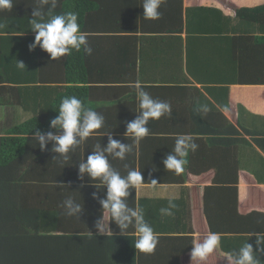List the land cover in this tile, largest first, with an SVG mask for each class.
Masks as SVG:
<instances>
[{
	"label": "crops",
	"instance_id": "crops-1",
	"mask_svg": "<svg viewBox=\"0 0 264 264\" xmlns=\"http://www.w3.org/2000/svg\"><path fill=\"white\" fill-rule=\"evenodd\" d=\"M142 2L58 0L54 14L78 13L80 30L89 33L93 51L86 55L73 50L56 61L38 46L29 50L35 40L29 20L33 9L41 7L39 0H13L11 10L0 11V155L6 139L20 138L15 127L50 117L58 94L74 85L70 79L78 81L80 99L105 118L97 130L101 135L89 137L63 165L53 160V142L42 151L30 137L26 158L11 151L17 156L0 178L9 180L12 193L7 196L16 212L21 207L38 218L40 233L51 236L43 253L60 260L57 264H191L193 238L208 231L221 234V245L205 264H228L225 253L241 247L249 233L259 232L247 229L264 230V221L238 219L247 211L264 212V117L243 103L258 101L264 85L241 82L262 73L260 66L245 64L241 57L256 56V40L264 35V13L258 10L264 0H162L158 20L143 17ZM136 81L154 99L169 102L171 115L150 120V134L126 160H109L121 175L127 174L125 164L142 172L145 185L131 190L128 203L139 204L159 234L151 254L136 251L134 229L122 236L106 215L105 231H96L95 222L104 215L99 200L107 190L86 175L80 178L78 170L97 143L107 146L103 133L132 143L125 134L126 122L139 112ZM200 104L211 110H194ZM178 134H190L199 145L180 175L166 171L162 163ZM23 171L29 172L24 181ZM215 174L222 182L237 183L236 199L230 191L214 190ZM153 179L155 188L148 184ZM68 195L83 204L79 219L66 216L60 206ZM169 200L177 205L175 214L162 217L159 210ZM248 242L256 252L255 237ZM258 259L264 264V253Z\"/></svg>",
	"mask_w": 264,
	"mask_h": 264
},
{
	"label": "clouds",
	"instance_id": "clouds-1",
	"mask_svg": "<svg viewBox=\"0 0 264 264\" xmlns=\"http://www.w3.org/2000/svg\"><path fill=\"white\" fill-rule=\"evenodd\" d=\"M39 3L41 7L33 9L32 18L29 20L31 31L35 33L34 43L29 46L30 51L38 46L54 61L70 55L73 50L76 52L83 50L86 55L92 54L93 50L88 43L89 33L80 30L78 13L67 11L62 14H54L53 10L56 9L58 0H39ZM161 4L162 0H143V17L147 20L160 19L162 16ZM45 5L48 6L47 11H44L43 6ZM12 8L13 0H0V11ZM17 67L24 69L25 65L23 62H17ZM133 88L138 100L139 112L134 120L126 122L125 134L132 138V143H122L113 139L110 134L103 133L102 135H108L107 146L102 147L100 143H97L91 154L87 156L86 161H80L78 170L80 178L86 175L90 181H98L99 186L107 190L106 198L99 200L104 215L95 222L96 231L99 233L105 231L104 219L106 215L119 228L120 235L124 236L130 228L134 229L136 251L151 254L159 243V234L146 220L144 209L139 204L132 207L128 203L131 190H138L145 185L142 172L129 168L125 164L127 174L121 175L120 171L112 167L109 157L120 161L126 160L140 141L150 134L149 121H158L164 116L171 115V104L167 101L154 99L145 91L144 85L140 81H136ZM194 110L208 113L211 109L207 104H200ZM57 112L58 115L49 123L51 129L58 130L57 133L36 131L33 140L38 143L42 151L46 149L49 142H53L51 151L57 154L53 160L63 165L70 159V152L85 143L89 137L101 135L97 130L104 126L105 118L91 107L86 106L75 95L62 98ZM198 147L199 145L195 143L190 134H178L172 151L162 159L165 170L176 175L182 174L185 171L189 153L195 152ZM148 184H151L153 188L158 186L155 179ZM58 186L64 187L65 185L59 184ZM93 199H98L95 193H93ZM60 206L64 209L66 216L78 219L84 210L83 204L72 195L66 196ZM176 208L177 205L169 200L167 207L160 208L159 212L162 217H172ZM107 230L113 234L109 223ZM253 236L257 246L256 252L253 250V245L248 242ZM220 245V233L208 231L203 238L195 236L192 240L190 253L191 264H205ZM261 253H264V231L249 233L248 239L241 247L225 253V256L228 264H261L258 259Z\"/></svg>",
	"mask_w": 264,
	"mask_h": 264
},
{
	"label": "trees",
	"instance_id": "trees-1",
	"mask_svg": "<svg viewBox=\"0 0 264 264\" xmlns=\"http://www.w3.org/2000/svg\"><path fill=\"white\" fill-rule=\"evenodd\" d=\"M259 13H264V5L258 8ZM255 57L252 60L249 57H241L245 64L260 66V70H262L260 75H255L254 78H250L248 81H241L243 84L247 85H264V35L256 40L255 45ZM241 67H247L241 62ZM248 71V67L246 68V72ZM262 77V79H259ZM259 79V80H258ZM257 80V81H256ZM71 83L74 85L67 87L66 92L64 94H58L55 99L53 111L51 115L46 120L42 118L33 119L27 123H24L18 127H15L13 132L17 134H21L20 138L11 137L6 139L5 148L3 149V153L0 155V171H9L7 169V163L12 162V158L17 156V154L11 153V151H17V153H22L21 158L26 154V149L24 148L27 144V140L33 138L36 131L41 133H48L49 131L57 132V129H51L49 127L50 121L58 115L59 104L65 96L75 95L80 98L79 88L77 86V80H71ZM86 106H90L87 101H83ZM246 108L254 114H258L264 117V89H261L260 99L258 101H243ZM32 137V138H30ZM33 140V139H32ZM16 141L17 146H13L9 142ZM8 149V151H7ZM26 157H23L24 160ZM5 171V174L7 173ZM29 177L28 171L22 172L23 181ZM251 178V182L253 183V178ZM214 181L218 182L213 185L214 190L222 191H230V195L233 199L237 198V183L234 185H230L227 182H222L220 178L215 174ZM9 180L6 179L4 175V179L0 178V264H57L60 260L58 259H48L44 253L46 248L50 245L51 236L40 233V222L38 218H31L28 213L22 211L21 207L16 212L17 206L13 203L12 200H8V196L12 193L10 189ZM233 193V194H232ZM8 195V196H7ZM235 201V200H234ZM21 203V201H20ZM29 216V218H28ZM32 219V220H31ZM238 219L240 221H251L256 223L259 220L264 221V212L257 211H247L243 215H238ZM240 227H243L241 224ZM247 229V228H246ZM264 231L260 226L259 229L250 228L247 231ZM48 239V244H47ZM56 238H53V242ZM47 244V245H46ZM35 245L37 246L34 249ZM44 251V253H43Z\"/></svg>",
	"mask_w": 264,
	"mask_h": 264
}]
</instances>
